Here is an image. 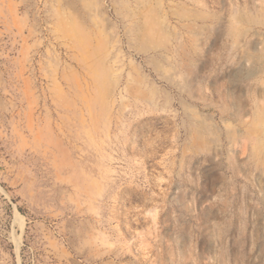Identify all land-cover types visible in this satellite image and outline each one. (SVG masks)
<instances>
[{
    "label": "rangeland",
    "instance_id": "obj_1",
    "mask_svg": "<svg viewBox=\"0 0 264 264\" xmlns=\"http://www.w3.org/2000/svg\"><path fill=\"white\" fill-rule=\"evenodd\" d=\"M0 264H264V0H0Z\"/></svg>",
    "mask_w": 264,
    "mask_h": 264
}]
</instances>
